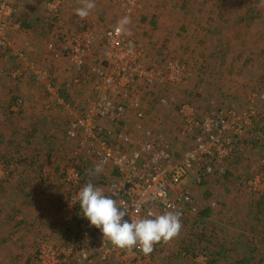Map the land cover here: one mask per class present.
<instances>
[{"label": "rangeland", "instance_id": "374dc122", "mask_svg": "<svg viewBox=\"0 0 264 264\" xmlns=\"http://www.w3.org/2000/svg\"><path fill=\"white\" fill-rule=\"evenodd\" d=\"M9 1L17 9L16 18L21 23V32L15 38V47L24 57L21 59L17 54L0 51V168L9 170L6 176L0 172V189L2 185L14 184L11 182L14 177H22V170L20 173L18 170L15 173L22 157L28 159L24 165L27 176L22 177L27 179L30 172L33 175L37 174L36 177H44L41 169L50 159L52 162L55 159L48 176L50 178L44 177L36 185L44 196L46 195L44 190H47V185H50L51 181L52 185L61 186L64 192H68L62 177H64L63 167L66 157H69L68 154L72 149L62 137L71 116L65 108L58 106L55 95H59L65 103L70 104L75 114H80L94 93L95 81L88 70L90 60L87 61L85 71L78 74L71 63L56 59L49 50V45H59L65 34L81 29L91 27L100 30V27L115 26L125 16L114 0H94L95 9L83 20L74 15V10L81 6V0H57L60 4L55 14L47 9V5L53 0ZM206 1L210 0H148L144 8L146 11L131 16L128 19L129 23L125 26L127 33L148 51V64L161 66L169 59H180L187 65V81L175 93L177 103H189L202 115L223 107L242 108L250 102L248 97L252 93L264 95V0H246L249 4L244 7L246 15L250 17L249 20L246 16V26L252 25L249 26L250 30L247 31L244 41L250 49L258 41L255 45L258 48L256 53L252 52L255 49L249 50V48L239 52L238 37L225 39L221 27L220 31H215V34L212 32L214 35H211L213 23L209 18L210 12L220 13L229 7L222 6V2L220 5L212 6L211 4L212 7H209ZM258 6H261V16L258 19L259 25H254L251 15L258 13ZM227 33H230L229 30ZM228 45H231V48ZM24 61L46 73L43 83L35 84L30 74L22 71ZM252 67H260L259 71L249 73V76L254 74L255 78L252 76L254 81L242 83L243 76L244 79L248 76L244 71H250ZM19 70L24 75L18 81L13 77ZM2 82L6 85H1ZM48 84H51L55 94L49 92ZM163 93L162 85L152 90L142 91L146 104H149L148 116H152L156 121V124L151 125L152 128H160L162 125L165 127L160 131L161 135L170 145L178 144L173 152L179 158L181 154L176 153L183 151L184 154L185 147L191 141L187 137L184 140L181 138L177 108L167 111L158 105L157 96ZM19 99L22 103L17 105ZM256 106L258 109L256 120H260L258 124H262L264 100L260 99ZM158 128L156 130H159ZM254 128L244 138L246 150L243 157L237 155V161L230 163L227 176L212 179L213 193L204 194L203 189L198 188L199 190H195L193 194L201 209H208L207 206L212 202L217 204L215 210L208 209L210 213L216 211L214 217L225 218L230 211H233V218L230 221L226 220L225 223L223 220L222 224L225 226L232 222L240 225L244 233L237 234L232 230L227 236L228 241L233 245L230 246L229 252L234 251L232 257L241 261L240 259L245 255H251V258L258 261L257 264H264V227L261 228L262 223L254 221V213L248 215L250 207L252 208L264 198V178L261 180L258 192H250L247 188L256 171L261 170L260 162L264 158V142H257L259 137L257 133L260 132L254 131ZM31 154L39 156L44 164L30 166ZM35 170L38 171L35 173ZM111 176H113L112 169L103 168V171L95 177L108 179ZM11 187L13 186L8 187L4 193L0 190V202H4L5 193L8 190H14ZM40 194L36 192V195ZM65 198L66 196L62 198L63 201ZM62 199L59 202L63 203ZM52 200L56 202L57 198ZM209 200H211L210 203ZM63 212L61 216L65 217L66 214ZM211 215L213 216V213ZM214 221L221 222L219 219ZM9 223L12 224L11 221ZM0 224H2L1 221ZM42 228L41 226L40 229ZM2 234L1 229L0 235ZM38 235L34 237L35 242L32 243V257L35 264H38L39 246L42 242L49 240L44 233ZM177 237L181 239V235ZM64 238L65 242L72 240L69 235ZM179 241L175 237L168 242H163L159 246L154 264H189L190 262L194 264L193 259L196 256L187 254L184 258L180 257ZM205 252L198 255L207 257L208 260L204 264H215L210 263L212 259L209 253ZM13 255V251H6V249L0 251V259L8 258L12 264H18V260L13 262L16 258ZM107 264H115V261L112 259Z\"/></svg>", "mask_w": 264, "mask_h": 264}, {"label": "built area", "instance_id": "2783aa9c", "mask_svg": "<svg viewBox=\"0 0 264 264\" xmlns=\"http://www.w3.org/2000/svg\"><path fill=\"white\" fill-rule=\"evenodd\" d=\"M114 1L126 17L135 15L143 6V0ZM59 4L57 0L49 2L48 11L55 14ZM16 15L12 2L0 1V51L23 59L15 47V38L21 32ZM117 26L100 30L88 27L65 34L59 45H49L55 58L67 59L78 74L85 71L90 60L88 70L95 81L94 93L80 114L55 95L58 106L71 116L65 141L72 150L62 177L69 190L65 212L73 215L80 210L74 197L89 179H100L88 175V170L100 164L112 169L113 176L92 183L103 188L118 206L128 209L131 218H152L149 213L156 216L166 211L196 216L200 209L189 181L202 185L214 176L228 175L229 162L244 151V138L255 126L256 101L251 100L242 109L223 107L203 115L189 103L178 104L175 93L187 81V65L180 59H169L161 66L146 64L142 45L125 29L117 31ZM22 66V71L31 74L36 83L45 81L43 70L25 61ZM22 71L13 78L22 79ZM160 85L164 93L157 96L158 105L167 111L176 107L181 120L180 134L193 137V143L180 159L175 157L169 142L146 124L149 116L142 91ZM47 89L55 94L51 84ZM255 98L264 100V95ZM260 166L261 170L248 183L250 192L259 191L264 158ZM8 172L4 168L1 173L6 176ZM48 173L43 175L47 177ZM216 206L211 203L212 208ZM85 224L88 227L84 225L74 242H42L38 264H107L112 259L115 264H154L159 244L147 255L138 249L128 253L103 242L101 231L90 226L89 221ZM207 260L206 256H196L193 262L204 264Z\"/></svg>", "mask_w": 264, "mask_h": 264}, {"label": "crops", "instance_id": "0c3cea01", "mask_svg": "<svg viewBox=\"0 0 264 264\" xmlns=\"http://www.w3.org/2000/svg\"><path fill=\"white\" fill-rule=\"evenodd\" d=\"M147 2H148V0H143L142 8L140 10H138V12H136L135 14H137V13L141 14L142 12H144V10H145L144 8H146ZM221 2L223 3L222 6L226 5L229 7V9L222 10L220 13L216 12L215 14L214 13L212 14V11L210 12L209 18L213 23V27L211 29V35L213 36L215 34V31H220V27H221L222 31L224 32L223 35H224L225 39H226V37L231 38V39H236L238 37V39L240 41L238 43L239 52L246 51L247 48H249V46L248 47L246 46L245 41H244V37L247 36V31L250 30L249 26H252V25L246 26V22H247V20H246L247 15L246 14L247 13H246V10L244 7H246L249 3L247 4L246 0H210V1H206L207 5L209 7L220 5ZM211 4H212V6H210ZM230 5L232 7H230ZM258 8H259L258 13L255 15L253 13L251 15L253 18V21H254V25H256V24L259 25L258 19L261 16L260 15L261 14V6H258ZM247 17L250 20V17L249 16H247ZM127 18L129 19L131 17H127ZM116 25H118V23ZM100 28H103V27H100ZM103 29H105V28H103ZM228 30L230 33H227ZM125 31H126V28H125ZM148 37H150V36H148ZM242 41H244V42H242ZM254 41H256V40H254ZM257 42L258 41H256L254 43V45H252V49L249 48V50L255 49L254 51H252L254 53H256V49H258L255 46L257 44ZM228 46H229V48H231V45H228ZM143 49H144V47H143ZM144 54H145L144 61L146 64H148L147 63L148 51L146 49H144ZM61 61L68 62V60L65 58L62 59ZM148 65H151V64H148ZM152 65H154V64H152ZM156 65H158V64H156ZM238 67H241V66L238 65ZM259 69H260V67H256V68L252 67V69L250 71L245 70L244 72L245 73L247 72L245 75H248V76L246 79H244V76H243L242 83L245 84L246 81H254L252 79V76L254 74H252V76L251 75L249 76V73L251 71L257 72V71H259ZM258 74L260 75V73H258ZM30 78L32 81H34L35 84H38V83H36L35 79L32 77L31 74H30ZM1 85L5 86L6 83L2 82ZM259 85H261V84H259ZM255 95H258V93H252L248 97V102L251 100H255L256 105H257V103L260 102V99L258 98L256 100ZM20 103H22L21 99H19L17 101V105ZM144 104H145L146 109L149 113L150 112V109L148 106L149 104L146 105V101H144ZM242 108H236V109H242ZM14 112H16V111L14 110ZM263 114H264V110H263ZM179 119H180V117H179ZM154 123L156 124V121L154 120V118H152V116L149 117V119L146 121V124L151 128H152L151 125H153ZM180 126H181V120H180L179 127ZM157 128L153 127L155 132L157 134L160 133L159 135H161L162 133L160 131L162 129H165V127H163V125H162L160 128H158L159 130H156ZM65 130H66V128L64 129V137H62L63 139L65 138ZM185 137L189 138L191 141L189 143V145L186 146L187 150H188V148L193 143V137H192V135L181 136V138H183V140L185 139ZM170 146H171L172 150H174V149H176V147H178V144L174 143L173 146L172 145H170ZM186 147H185V151H187ZM32 149H33V147H32ZM245 150L246 149L244 146V151L242 153H238V156L240 155L243 157ZM185 151H184V153H185ZM176 154H181V156L179 158L175 155L177 159H180L184 155L183 151L180 153H176ZM238 156L236 155L229 162V167H230L231 162L237 161ZM29 157L31 160L30 166L32 164L38 165V163H40V165L44 164V162L42 163L40 161V157L37 156L36 154H31ZM26 161H28V159H24L21 157L20 161L17 165L18 168L15 171V173H17V170H18V172L20 173L22 170V172H21L22 177H24L25 175L27 176L26 169L24 168ZM54 161H55V159H53V162L50 159V161L46 162L47 165L41 169L42 175L46 171L49 172L47 175H50V173L52 171V166L54 165ZM6 166H10V165H6ZM10 168H12V166H10ZM37 171L38 170H35L34 172L36 173ZM0 172H2L1 168H0ZM29 174L30 175H29L28 179L22 178V177H14L13 180H11V182H14V184H9L7 186L2 185V187L0 189L3 191V193L10 186H13L11 188L14 189V190H11V189L8 190L5 193L6 198L4 199V202L3 201L0 202V221L2 222V224H0V232H1V229L3 231V234L0 235V251L3 249H6V251L7 250L13 251L14 252L13 256L16 257L13 259V262H16L18 260V264H35L34 258L32 257V250H33L32 243L35 242L34 237H38L39 233H44V236L46 238H48L49 240L56 242V243H62L65 240L64 237L69 235L72 239V240H70V242H74L77 239V237L80 236L82 229H84V225H86V227H88V225L85 224L84 218L79 217L75 220L71 219V218H73L72 215H70L69 212H65V207L62 205L61 202H59L60 198L62 199L65 196L66 197L69 196V190H68V192L65 191L66 192L65 193L63 191V188H62L61 192L59 193L58 188H60V187H58L55 184L52 185V181H51V184L47 185V190L43 189L44 191H46V195L44 196V193H42L41 191L38 190V186L36 185V183L40 182L42 180V178H44L45 176L41 178V177H36L37 174L33 175L31 172ZM214 177H217V176H214ZM214 177H212L211 179H208L202 185H195L193 183V180H190L189 183H191L192 192H194L198 188L199 189L202 188L203 191L205 192L204 194H212L213 191L211 190V181ZM45 178H50V177L47 176ZM97 178H100V179L93 178L92 181L98 182V181H104L102 179H106L105 177H97ZM4 188H6V189H4ZM37 191L41 193L39 196L36 195ZM63 193H65L64 196H62ZM55 197L57 198L56 202H54L52 200V198H55ZM211 200H209L208 202L210 203ZM64 202H65V199H64ZM232 206L233 205H231V207ZM207 208L209 210H215V208L211 207V203L207 206ZM61 209L64 211V212L62 211L63 214L64 213L66 214L65 217L61 216V213H62ZM199 209H200V212L196 216L191 215V214L181 215L182 228H181V231L179 233V235H181V239L179 237H176L178 239V241L180 240L178 242V243H180V245L186 244V243H190V244H194V245H200L199 240H197L196 238L194 239V237L192 235V233H197V232L198 233L202 232L203 234L206 232V233H209V234H207V236H213V237L221 235V237H225L226 239H227V236H229L231 234L230 231H232V230H233V232H235L237 234L239 232L241 234L244 233V229H242L240 227V225H235V223H232V222L231 223L229 222V224L225 225V226L222 224L223 220H224L223 222L225 223L226 220L230 221V219L233 218V213H232L233 211H230L228 216L223 218V216L214 217L216 211L215 212L213 211L210 213L208 209H205V208H203V209L199 208ZM230 210H231V208H230ZM212 213H213V216L211 215ZM76 214L77 215L82 214V212L79 210V211H77ZM217 219L221 220V222H217V221L213 222V220H217ZM10 221L12 222V224L9 223ZM86 221H88V220L86 219ZM41 226L43 227L42 229H40ZM198 235L200 236V234H198ZM208 238H204L203 247H207L208 244H210L212 242L210 240L208 241ZM159 245H161V243H159ZM209 248L210 247H208V249H207L208 251H209ZM27 252H28V255H26ZM16 254H18L19 256L17 257ZM10 263L12 264V262L8 258L7 259H0V264H10Z\"/></svg>", "mask_w": 264, "mask_h": 264}, {"label": "clouds", "instance_id": "9594fccd", "mask_svg": "<svg viewBox=\"0 0 264 264\" xmlns=\"http://www.w3.org/2000/svg\"><path fill=\"white\" fill-rule=\"evenodd\" d=\"M94 0H81V6L74 10L79 19H86L95 9ZM129 23L127 17L118 21L117 31L124 30ZM103 171L102 165L97 164L88 170V175L96 176ZM79 202L82 216L90 222V226L99 229L103 242L110 243L128 253L134 249L150 254L155 245L168 242L177 237L181 231V214L178 211H166L163 214L133 219L128 209L118 206L117 201L105 195L104 189L95 186L91 179L78 191L74 197ZM129 219H125V217Z\"/></svg>", "mask_w": 264, "mask_h": 264}, {"label": "trees", "instance_id": "16d2710c", "mask_svg": "<svg viewBox=\"0 0 264 264\" xmlns=\"http://www.w3.org/2000/svg\"><path fill=\"white\" fill-rule=\"evenodd\" d=\"M259 121L256 120V123L254 126L255 127L254 131L260 132V133H257L259 135V137H257V139H258L257 142L260 141V143H262V142H264V122L262 124H258ZM255 141H256V139H255ZM69 155L70 154H68V156ZM68 158L69 157H66V162L68 161ZM61 188H63V187L60 186V188H58L59 193L62 190ZM60 201H61V199H60ZM62 201H63V199H62ZM62 205L65 206L64 201H63ZM249 210H250V212H248V215H251L252 213H254V218H255L254 221L257 223H262L261 228H263L264 227V198L259 200L257 202V204L253 205L252 208L250 207ZM252 210H253V212H252ZM258 216H260V217L258 218ZM262 216H263V218H262ZM72 217L73 218H71V217L70 218L73 220H75L79 217L84 218L82 216V214H78V215L73 214ZM84 221L86 222V218H84ZM198 234H200V236ZM207 234H209V233H206V232L204 234L202 232L192 233L194 239L196 238L197 240H199L200 245H194V244H190V243L182 244L180 246L181 247V251L179 253L180 257L184 258L187 254H189L191 256H198L199 253L207 251L209 253L208 254L209 257L212 259V262H210V263H215V264H257L258 263V261H256L255 259L250 257L251 255H245L242 259H240L241 261L236 260L234 257H232V253L234 251L229 253L231 251L230 246H233V245H231V243H230V241H228V239H226L225 237H221V235L213 237V236H207ZM204 238H208V241L209 240L212 241L210 244H208L207 247H203ZM224 244H228V245H224ZM208 247H210L209 251L207 250ZM207 252H205V253H207ZM260 262L262 263V261H260Z\"/></svg>", "mask_w": 264, "mask_h": 264}]
</instances>
